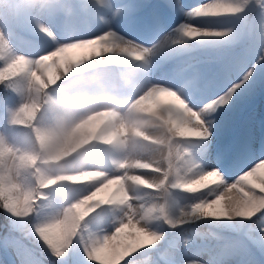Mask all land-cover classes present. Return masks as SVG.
<instances>
[{
    "label": "rangeland",
    "instance_id": "374dc122",
    "mask_svg": "<svg viewBox=\"0 0 264 264\" xmlns=\"http://www.w3.org/2000/svg\"><path fill=\"white\" fill-rule=\"evenodd\" d=\"M73 1L80 3V0H51L53 4L57 5L71 4ZM178 1L182 2V0ZM2 2L3 0H0V3ZM186 2L179 4L177 9L173 10L169 19H167L169 15L163 12L165 9L160 2L152 3L151 8L156 9V12L162 9L164 18L162 20H165V22L161 23L162 20L159 21L156 18V28L161 31L159 33L156 32L157 30L146 31L145 27H143L135 30L136 36L134 37L126 35L118 31L119 27L123 31L128 30L126 24L130 23H127L126 19H122L116 25L119 36L122 39L113 36H107L109 38L107 39L106 36H103L91 41L89 44L71 49L65 54L70 59H81L92 56V60L88 61L89 64L92 62L94 65H104L111 63V53L114 49L112 46L116 47L118 44L126 43L131 45V47L134 46L135 48L132 49L134 53H138L142 49L147 50V52L156 51L155 56H151V58L145 57L142 64L135 62L123 63L118 60L123 65L122 69L120 68L122 76L120 95L112 91L114 83L110 79L111 77H116L115 70L107 68L105 71L97 72L102 75V79L98 82V89L101 95L91 105L92 111L89 112L88 118L79 124L67 139L66 147L69 145L74 146L77 150L81 146L86 148L89 143L102 144L106 147L105 163L103 165L93 164L89 168L90 171H103L109 176L108 182L104 184L106 187L103 186L96 197L107 202L101 205L105 209V214H102L97 222L102 226L99 229L101 233L111 232L116 225H122V234L115 239L104 242L101 236L93 233L95 242L89 241L90 247L93 249L90 258L95 260L97 264H118V261L122 258L119 254H126L125 247L130 242L148 245L137 252L139 255L137 253L133 254L137 256L134 264H188L191 260L203 261L205 264H264V249L255 245L248 238L245 224L238 223L239 221H246L247 218L222 219L220 220L221 223L218 221V218L201 217L207 223L203 221L200 224H195L193 220L197 218H193L186 219L187 223L182 226L179 225V221L188 212L187 206L193 195L186 192L187 188L202 187V185L185 183V177L190 176L192 170L199 166L204 169L219 167L226 183L230 184L254 162L264 159V152L262 153V150H260V153L256 155L259 157L255 160L252 158L253 160L251 159L252 162L248 164L247 168L242 167L231 170L226 167L216 166L214 162L210 163L211 159L208 158L209 156L211 157V155L208 156V153L217 147L215 139L218 137L219 132L222 135L226 130L229 131V135L222 138L224 140L223 144L226 147L233 146L236 143L235 138L239 135V132H243L244 130L246 133L247 130L253 131L257 129L258 134H263L264 71L251 81L249 88L235 95L232 103L222 106L220 109H217V112L212 113L213 120L214 117H219V127L220 125L221 127L219 132L211 129L209 137H207V133L200 127L198 131L199 135H196L197 138L191 135L187 137L190 138L189 140L176 134L175 129H171L173 126V128L177 127L172 122L180 114L179 110H172L171 105L179 104V101L172 93L156 90L152 95H144L153 85H163L162 88L179 86L180 73L182 71L180 68H177L174 75L178 77L180 74L177 81L173 78L170 79V75L166 79H161L164 77L162 71L158 72L161 77L157 79H155V75L151 76V74H155L157 71V60H161L160 54L157 52L158 50H154V47L164 43L168 35L186 21L187 11L199 4L200 0L193 2V5H188ZM206 2L212 3L214 0H206ZM32 3L33 0H21L22 8L16 18L10 19L6 14H0V24H3L11 33L14 47L21 50L31 47L35 42V37L24 30V25L28 21V9ZM125 3L129 5L128 12L144 6L141 0H125ZM100 4L101 6L103 4V6L101 7ZM104 6V0H102L99 3V7L103 8ZM249 8L253 9L249 12L254 25L253 29L242 33L240 39L229 41L219 47L203 45L191 48V56L182 61L179 67L183 66V68H186L195 65V68L188 71L189 74L197 72H221L228 61L243 55L247 49L255 46L258 43V28L261 23L258 0L257 5H255L253 0ZM245 11H249V9H245ZM140 19L145 23L142 18ZM61 22L64 23L65 30L69 35H71L74 28H83L85 26L87 27V31L80 34L99 36L101 32L105 31L103 24L94 25L87 22V25H85L84 21L77 19L75 13L67 22ZM121 40L124 41L121 42ZM128 40L134 41V43H127ZM175 47H177V44H173L171 49ZM125 49L129 50L128 48H123V50ZM7 54L6 47L0 45V61L6 62ZM61 62H65L64 58H62ZM114 67L116 68V66ZM0 68L5 72V83L9 90L7 96L0 101V197L2 199L6 198L9 204L15 203L18 207H22L26 199L30 201L34 200L29 188L24 183L26 171L28 169L33 170V172L40 171L42 165H61L62 160H49L45 164L39 158L29 159L32 153L28 149L31 147L32 139L37 134L36 129L39 127L36 123L38 113L42 110V105L49 102L48 98L45 97V93L48 92V85L45 84L44 78L39 72L33 71L32 80L27 87L23 90H18L13 85V82L16 81L22 70L18 66L4 68L3 64H0ZM54 73L55 68L52 67L48 69L47 75L49 78H52L54 77ZM146 74H150L147 81H145ZM164 74L168 75L170 73L164 72ZM123 85L125 86L124 89ZM25 97L31 99L25 100ZM141 97H144V99H141ZM52 100L54 102L55 98H52ZM138 100V103H134ZM144 100L148 102L146 110L140 106ZM22 101L25 104L23 109L18 107ZM147 108H151L155 112L161 113V115L158 113L154 116L147 111ZM105 109L111 110L106 111ZM169 109L170 111H168ZM93 111L96 114H92ZM113 112L117 114H113ZM111 122L114 123V127L118 122V124H122L117 146L114 145V141L111 144H104L103 140L108 137L109 131L102 137L100 136L101 130L105 125L111 124ZM141 132L145 133L149 139L143 138ZM191 133L196 134L197 131L192 129ZM40 134L46 136L43 132ZM252 135H255V133ZM263 143V141H260L258 144L255 142L252 145L259 148ZM205 148L208 149L205 150ZM117 149L120 151L118 154L120 159L118 160L120 161L119 164L117 166L107 165L106 162H109L110 157H113L115 154L112 151L115 150L117 152ZM199 150H202V154L198 158H195L194 152ZM163 151L166 152V158L157 156L158 153H162ZM59 155L64 159L67 158L63 151ZM147 155H151V163L146 164L147 162H142L143 165H140L142 167L139 169L140 171L137 168L131 169V161L140 158L145 159ZM153 155H156L157 159L152 157ZM160 157L162 158L160 159ZM163 161L168 163L166 167L162 165ZM190 161H195L191 169L187 168ZM252 177L249 178L247 182L248 186L244 190L245 192H249L250 195L253 193L259 195L264 192V171L257 173V177ZM124 178H126L125 181ZM97 179H100V177H97ZM114 179L119 180V191L123 195H117L116 193L114 195V189L107 190ZM213 180V177H208L204 183L211 184ZM41 187L52 188L53 185L45 183ZM223 187L224 185L218 186L217 191L213 192L212 195H217L219 191L223 190ZM117 196L119 198H116ZM115 198L119 203L114 202ZM40 199L50 198L46 195H41ZM162 199H166L168 204L164 212L156 208V205ZM120 212H123V215L117 214ZM144 224L152 225L155 230L163 233L161 239L155 244H153L150 233L146 232L141 226ZM4 229L7 232V227ZM87 230L85 229L84 231L86 232ZM247 243L250 244V247ZM18 254L23 264H96L95 261L87 256L84 242L80 239L79 234L73 240L68 252L63 257H56L47 249L38 236L24 237L20 240V244L16 249L8 248L5 256L9 264H21V261L17 258ZM43 257L46 258V261L43 260ZM0 264H6V262L0 260Z\"/></svg>",
    "mask_w": 264,
    "mask_h": 264
},
{
    "label": "clouds",
    "instance_id": "9594fccd",
    "mask_svg": "<svg viewBox=\"0 0 264 264\" xmlns=\"http://www.w3.org/2000/svg\"><path fill=\"white\" fill-rule=\"evenodd\" d=\"M250 2L251 0H235L234 3L228 4H201L195 7L192 13L201 22L197 24L191 22L190 19L186 20L175 32L168 35V38L180 42L177 47L166 49V42L160 47L166 49L168 54H174L203 45L222 46L225 43L210 42L207 38L221 36L225 33L232 34L230 41L238 40L242 37V33L234 31V26L231 25L220 28L215 18L224 12H241ZM98 5L99 0H80V3L76 5H57L51 0H33L28 9V21L24 25V30L35 37V42L31 47L23 50L14 47L11 33L3 24H0V45L5 46L8 53L6 62L0 61V64H3L4 68L18 66L22 70L13 85L18 90L25 89L32 80L33 71L39 72L45 84L48 85L45 97L49 102L43 104L42 110L38 113L36 123L39 127L28 149L32 153L29 159L39 158L45 164L49 160H62L61 165H42L40 171L33 172L28 169L24 175V183L34 200L26 199L23 206L18 207L15 203L9 204L5 198L0 200V209H3L11 219L25 224L29 231L38 234L57 255H63L78 234L84 242L89 258L93 250L89 241L95 242L93 233L101 236L104 242L122 234V225H116L111 232L101 233L99 229L102 226L97 222L98 218L105 214V209L101 205L107 202L96 197L104 184L108 182L109 176L103 171H90L89 168L93 164L103 165L105 163V147L97 143H89L86 148L81 146L79 150L70 145L66 147L69 135L88 118L89 112L92 111L91 105L101 95L98 82L102 79V75L91 71L96 67L88 63L92 60V56L70 59L65 54L71 49L89 44L103 36L122 39L116 25L129 10V5L125 3V0H104L103 8ZM21 8V0H3L0 3V14H6L10 19L16 18ZM76 11L85 18L93 16L96 23L103 24L105 31L99 36L80 34L87 31L85 26L74 28L69 35L61 21L67 22ZM85 25H87V20H85ZM127 43H134V41L128 40ZM62 58L65 60L64 63L61 62ZM52 67L55 68V75L49 78L48 69ZM2 70L0 68V71ZM219 73L220 71L189 74L185 68L179 79L178 87L161 89L160 86L153 85L145 96L154 94L156 90L172 93L179 101L181 114L190 122L195 123L197 127L202 128L207 136H210L211 132L207 122L212 118L211 105L198 106L196 100L200 89L210 87ZM52 98H55L54 102ZM28 99L31 98L25 97V100ZM24 106V101L18 105L21 109ZM171 107H176V105H171ZM92 114L96 113L93 111ZM112 127H114L113 124L105 125L100 136L102 137ZM41 132L46 136L41 135ZM62 151L66 154V159L59 155ZM194 163L195 161H190L187 168L191 169ZM262 171H264V161L259 162L253 169L244 172L231 182L230 186L237 191L238 198L221 210L227 214L226 217H242L247 212L251 213L247 219H251L264 213V192L249 197L243 187H239L240 185L248 186V177ZM208 177L214 178L211 184L204 183ZM223 180L224 176L219 167L204 169L199 166L192 170L190 176L185 177V183L202 185V187L187 188L186 192L193 195L184 219L205 217L203 209L209 206L214 208L221 200L220 195L213 196L212 193ZM45 183L53 187H41ZM41 195H46L50 199L42 200ZM117 214L123 215V212ZM207 217L222 218L225 216ZM141 226L150 233L153 244L161 239L163 233L155 230L152 225ZM85 229L88 230L85 232ZM147 246L134 242L128 243L125 247L126 254H119L122 258L118 264H124L128 257ZM199 264H205V262L200 261Z\"/></svg>",
    "mask_w": 264,
    "mask_h": 264
},
{
    "label": "snow or ice",
    "instance_id": "6c2138e0",
    "mask_svg": "<svg viewBox=\"0 0 264 264\" xmlns=\"http://www.w3.org/2000/svg\"><path fill=\"white\" fill-rule=\"evenodd\" d=\"M234 2L235 0H214V2L212 3L228 4ZM206 3L209 2H206V0H200L199 4L191 8V10H188L186 13L187 16L186 20L190 19L191 22L199 24L201 20L199 18L194 17L192 13L195 7H198L199 5ZM252 3L253 0H251L250 4L247 7H245V9H249V11H245L244 9L241 12L221 13L218 17L215 18L220 28L231 25L234 26L233 28L234 31L240 33H244L246 30L253 29L254 25L252 23L251 16L249 14V12L253 10L249 8V6ZM254 3L255 5H257V0H254ZM258 7H259V15L261 18V23L258 28V43L255 46L247 49L243 55L228 61L224 66L223 70L217 75L212 85L210 87L201 88L200 91L197 93V100H196L197 105L199 106L203 104H210L211 113H213L217 109H220L222 106L228 105L230 101H232L235 95H238L241 92L245 91L247 88H249L251 81H253L259 73L264 71V0H258ZM207 39L210 42L227 43L232 39V34L225 33L224 35L210 37ZM207 123H208V129L211 132L212 118L209 119ZM261 161H264V159L257 160L244 172L250 171ZM252 176L254 175H250L248 177V181L249 178ZM230 184L226 183L224 178L223 182L221 183V185H224L223 190L219 191L217 194L221 196V199H223L226 194L232 191H236L234 188L230 186ZM239 187H243L244 190L245 187L247 186L240 185ZM216 191L217 188L213 190V192ZM245 193H247L249 197L255 196L254 193L252 195H250L249 192H245ZM229 199L232 201L234 200L232 197H229ZM210 208L213 207L209 206L208 208L203 209V214L205 217L217 216V215H221L225 217L227 216V214L222 212L221 210L209 211L208 209ZM250 215L251 213L246 212L243 214L242 217L247 218ZM238 223L245 224L247 229L246 235L248 236V238L255 245L259 246L261 249H264V213H260L257 216L252 217L251 219H247L246 221H239ZM6 226H7V234L2 239H0V243H2L6 249L8 248L16 249L20 244V240L24 237L30 238L33 236H38L39 239L43 241V244L47 247V249H49L56 257L59 258L65 256L66 253L68 252L69 247L72 245L71 244L64 251L63 255H57L53 251V249L49 246L48 243H46L43 239H41L38 234L29 231L27 226L22 222H20L19 220H14L8 217ZM137 255L139 254L137 253ZM17 258L18 260L21 261V264H23V261L19 254ZM136 258H137L136 255L128 257V259L124 261V264H134ZM188 264H199V261L191 260L188 262Z\"/></svg>",
    "mask_w": 264,
    "mask_h": 264
},
{
    "label": "bare ground",
    "instance_id": "6f19581e",
    "mask_svg": "<svg viewBox=\"0 0 264 264\" xmlns=\"http://www.w3.org/2000/svg\"><path fill=\"white\" fill-rule=\"evenodd\" d=\"M79 1V0H78ZM77 1V2H78ZM187 1V2H186ZM197 0H182V2H186V4L188 3V5H193V2H196ZM102 2V0H99V3H101ZM153 2H161L163 5H165V7L168 9L169 7H171V8H176L177 9V6L179 5V2H178V0H153ZM199 3V2H198ZM159 4V3H158ZM99 6V5H98ZM100 6H101V4H100ZM102 6H103V4H102ZM101 6V7H102ZM152 7V5H150V8ZM137 18V17H136ZM186 19H187V16H186ZM129 22V21H128ZM134 22H133V20H130V24H133ZM143 27H146L145 26V24H142V26H141V28H143ZM179 28V27H178ZM177 28V29H178ZM177 29H175V31L177 30ZM118 31H121V32H123V33H125L126 35H129V36H136V35H134V33L133 32H131L130 30H128V31H123V29L122 28H118ZM175 31H173V32H175ZM159 32H160V30H159ZM173 32H171V33H173ZM122 33V34H123ZM130 33H133V35L132 34H130ZM106 38H107V36H106ZM107 39H109V38H107ZM126 40V39H125ZM124 41V40H123ZM122 40H121V42H123ZM166 42V49H171V47L173 46V44H179L180 42L178 41V40H175V39H173V38H166V40L164 41V43ZM102 44V43H101ZM160 45L161 44H159V45H157V46H155L154 47V50H158L157 52L160 54V58H161V60H157V71L155 72V74H151V76H153V75H155V79H157L158 77L160 78L161 76L158 74V72L159 71H162L163 72V76L164 77H162L161 79H163V78H168L169 77V75H171L172 74V72H171V74H168V75H166V74H164V72H166V73H168L169 71H177V68L179 67V64L180 63H182V61H184L185 59H187V58H189V57H187V56H184L186 53L185 52H188V51H190V49H186V50H183V51H181V52H179V53H174V54H168V52L166 51V49H160L161 47H160ZM133 46V45H132ZM114 49L112 50V53H111V60L110 61H114L115 63H117V62H119L118 60H120V62L122 61L123 63L124 62H135V63H138V64H142L143 63V61H144V59H145V57L147 58V57H150L151 58V56H155L154 54L156 53V51H153V52H147V50H144V49H142L140 52H138V53H134L133 52V48H135L134 46L133 47H131V45H129V44H126V43H124V44H118L116 47L115 46H112ZM123 48H128L129 50H123ZM173 49V48H172ZM111 50V49H110ZM104 57H106V56H104ZM104 59V58H103ZM108 59V58H107ZM153 59H156V58H153ZM102 61V60H101ZM146 62V61H145ZM90 64H92V62L90 63ZM127 64V63H126ZM134 64V63H133ZM125 66V65H124ZM133 66V65H132ZM177 66V67H176ZM181 66V65H180ZM174 67H176V68H174ZM181 68V67H180ZM183 69H185V68H182V71H183ZM187 70H189V68H186ZM182 71H181V73H182ZM136 73H137V70H136ZM54 75H55V73H54ZM180 75V74H179ZM139 76V75H138ZM141 77V76H140ZM150 77V74H146V78H145V81H147V79ZM175 77V76H174ZM144 82V81H143ZM142 85V84H141ZM146 86V85H145ZM158 86V85H157ZM139 87V86H138ZM161 88L163 87V85H161L160 86ZM140 88V87H139ZM138 90V89H137ZM136 90V91H137ZM141 90V89H140ZM141 93V92H140ZM138 95V94H137ZM145 95V94H144ZM168 95H170L169 93H168ZM143 96V95H142ZM167 98V97H166ZM149 99V98H148ZM139 101V100H138ZM234 101V100H233ZM230 103H232V101H230ZM149 104H151V103H149ZM143 109H145L146 110V107L148 106V102H146L145 100L143 101V104H141L140 105ZM154 107V106H153ZM139 108V107H138ZM179 108H180V105L179 104H176V107H172V110H175V109H177V110H179ZM227 108V107H226ZM147 111L149 112V113H151V114H153L154 116L156 115V114H158L157 112H155V110H153V109H151V108H147ZM157 111V110H156ZM168 111H170V109L168 110ZM116 112V111H115ZM214 112H217V110H215ZM113 114H117V113H114L113 112ZM219 114V113H218ZM111 115H112V113H111ZM159 115H161V113H159ZM167 115H168V113H167ZM108 116V115H107ZM106 116V117H107ZM115 116V115H114ZM112 117V116H111ZM95 118V117H94ZM103 118V117H102ZM113 118V117H112ZM219 118V117H218ZM218 118H215L214 117V120H213V118H212V129L213 130H215L216 132H219V130H220V127H221V125H220V127H219V123H220V119H218ZM221 118V117H220ZM108 119V118H107ZM224 119V118H223ZM97 120V119H96ZM98 122V121H97ZM171 122V121H170ZM99 123V122H98ZM116 123V122H115ZM119 123V122H118ZM117 123V125L115 126V127H112V130L110 129L109 130V133H108V137L106 138V139H104L103 141H104V144H108V143H112L113 141V143H114V145H116L117 146V140H118V138H119V136H120V130H122V124H118ZM174 125H176L177 127L176 128H173V127H171V129H175L174 131H175V133L176 134H178L179 136H181V137H184V138H187L188 136H198L199 135V127H197L196 125H195V123H193V122H190L185 116H183L182 114H181V112H180V114H179V116L172 122ZM232 123V122H231ZM97 124V123H96ZM100 124V123H99ZM111 124H113L114 125V123H112L111 122ZM100 126V125H99ZM192 129H194V131H197V133L196 134H194V133H191V130ZM231 129V128H230ZM128 130V129H127ZM221 130H222V128H221ZM135 132V131H134ZM142 134V136H143V138H146V139H149V137L145 134V133H143V132H141ZM131 134V133H130ZM162 134V133H161ZM224 134H225V136H224ZM224 134L222 133V135L220 134V132H219V135H218V137L215 139L216 140V148H214V150L216 151V153H218L219 154V156H214L213 154H212V158H211V160L212 161H210V163H215V162H217L216 160H217V157H218V159L220 158V160L218 161V162H220L219 164H220V166H226L227 168H229V169H231V170H233L234 169V167H236V169H240V168H247V166H248V164H250L251 162H252V158H253V155L254 154H256V155H258L260 152V150H258V151H255V152H252L251 150H250V147H251V143L253 142V141H255V142H257L258 140H259V137H261V136H259V134L256 136V135H254V138H243L242 140H240L239 142H237V143H235L233 146H229V147H226V146H224V140L222 139V138H225V137H227L228 135H229V131H225L224 132ZM248 134V133H247ZM250 134V133H249ZM264 134V133H263ZM197 136H196V138H197ZM201 137V136H200ZM205 138V137H204ZM188 140L190 139V138H187ZM193 139H194V137H193ZM199 139H201V138H199ZM193 141V140H192ZM155 143H157V142H155ZM258 144V143H257ZM213 145V144H212ZM105 147V146H104ZM106 148V147H105ZM121 148V147H120ZM170 148V147H169ZM161 151V150H160ZM166 151V150H165ZM165 151H163L162 153H158L157 154V156H162L163 158H166V152ZM167 151H168V149H167ZM113 153H115L114 155H113V157H110L111 159H109L110 161L109 162H106V164L107 165H113V166H117L118 164H119V162L120 161H118V160H120L119 159V153H120V151H119V149H117V152H115V150L114 151H112ZM222 152H224V153H222ZM264 152V148L262 149V153ZM149 154V153H148ZM153 154V153H152ZM202 154V153H201ZM186 155H188V154H186ZM150 156L151 155H147V156H145V159H135V161H131V169H134V168H137L138 170L139 169H141L142 167L140 166V165H143V163L142 162H147L146 164H148L149 162H150ZM188 156H190V155H188ZM195 156L196 157H198L199 156V153H196L195 154ZM135 157V156H134ZM152 157H154V158H156V155H153ZM162 157H160V159L162 158ZM170 157V156H169ZM210 157V156H209ZM215 157V158H214ZM222 157V158H221ZM123 158V157H122ZM138 158V157H137ZM153 159V158H152ZM157 159V158H156ZM155 159V160H156ZM159 159V158H158ZM252 159V160H251ZM155 162V161H154ZM151 163V162H150ZM156 163V162H155ZM159 163V162H158ZM187 163V162H186ZM167 162L166 161H163V163H162V165L163 166H167ZM170 164V163H169ZM157 165V164H156ZM161 165V164H160ZM93 166V165H92ZM95 166V165H94ZM96 167V166H95ZM154 167V166H153ZM156 167V166H155ZM159 167V166H158ZM151 168H152V166H151ZM149 169V168H148ZM168 169V168H167ZM170 169V168H169ZM147 170V169H146ZM155 170V169H154ZM164 170V169H163ZM140 171V170H139ZM151 171V170H150ZM153 171V170H152ZM160 171V170H159ZM134 172V171H133ZM143 172V171H142ZM168 172V171H167ZM153 174V173H152ZM151 174V175H152ZM167 174V173H166ZM161 176V175H160ZM257 177V174L256 175H254L253 177ZM252 177V178H253ZM117 179H118V177H117ZM151 179H153V178H151ZM208 179V178H207ZM214 179V178H213ZM126 180V178H124V181ZM128 180V179H127ZM133 180V179H132ZM138 180H139V178H138ZM154 180V179H153ZM159 180V179H158ZM164 180V179H163ZM147 181V180H146ZM119 180H116V179H114V180H112V184H111V186L107 189L108 191H110L111 189H114V191H113V194L114 193H116L117 195L118 194H122V193H120V191H119ZM121 182V181H120ZM128 182V181H127ZM154 182V181H153ZM211 182V181H210ZM151 184V183H150ZM190 186V185H189ZM104 187H106V185L104 186ZM106 189V188H105ZM103 191V190H102ZM122 192V191H121ZM115 195V194H114ZM113 195V196H114ZM123 195V194H122ZM113 196H112V198H113ZM111 197V196H110ZM122 197V196H121ZM120 197V198H121ZM229 197H232L233 199H237L238 197H237V194H236V191H232V192H230V193H228V194H226L225 196H224V198L223 199H221L220 200V202L214 207V208H210V209H208L209 211H220V210H222L224 207H225V205H227V204H229V203H231L232 202V200H230L229 199ZM116 198H119L118 196L116 197ZM115 198V200H114V202H116V203H119L118 202V200ZM120 203H122V202H120ZM168 204H167V200L166 199H162L157 205H156V208L157 209H159L161 212H164V210L166 209V206H167ZM205 218V217H204ZM228 220V217H222V218H218V221L219 222H221L220 220ZM183 223H179V225L180 226H182V225H184L185 223H187L186 222V219H184V218H182V220H181ZM194 222L193 223H197V224H200V223H202L203 221H204V223H207V221L205 220V219H203V218H201V217H199V218H197V219H195V220H193ZM206 221V222H205ZM210 221V220H209ZM217 221V222H218ZM208 223H210V222H208ZM216 223V222H215ZM222 223V222H221ZM220 223V224H221ZM135 224H137L136 222H135ZM219 224V225H220ZM224 224H225V222H224ZM213 225H214V222H213ZM216 225V224H215Z\"/></svg>",
    "mask_w": 264,
    "mask_h": 264
},
{
    "label": "trees",
    "instance_id": "16d2710c",
    "mask_svg": "<svg viewBox=\"0 0 264 264\" xmlns=\"http://www.w3.org/2000/svg\"><path fill=\"white\" fill-rule=\"evenodd\" d=\"M5 72L4 71H0V101H2L8 94V88L7 85L5 83ZM264 92V91H263ZM0 200H3L0 197ZM8 215L4 212L3 209H0V239H2V236H5L7 234V232H5V229L7 226V221H8ZM2 225H4V228H2ZM6 252L7 249L3 246V244L0 243V260H4L6 262V264H9V262L6 259ZM43 260L46 261V258L43 257Z\"/></svg>",
    "mask_w": 264,
    "mask_h": 264
}]
</instances>
